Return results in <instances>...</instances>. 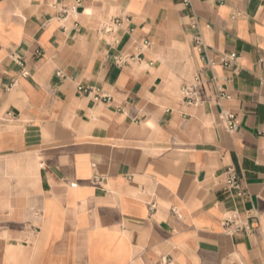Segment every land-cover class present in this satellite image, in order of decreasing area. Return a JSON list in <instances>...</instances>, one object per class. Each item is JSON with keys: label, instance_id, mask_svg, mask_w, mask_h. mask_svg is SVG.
Returning <instances> with one entry per match:
<instances>
[{"label": "crops", "instance_id": "1", "mask_svg": "<svg viewBox=\"0 0 264 264\" xmlns=\"http://www.w3.org/2000/svg\"><path fill=\"white\" fill-rule=\"evenodd\" d=\"M77 1L0 0V264H264V0Z\"/></svg>", "mask_w": 264, "mask_h": 264}, {"label": "built area", "instance_id": "2", "mask_svg": "<svg viewBox=\"0 0 264 264\" xmlns=\"http://www.w3.org/2000/svg\"><path fill=\"white\" fill-rule=\"evenodd\" d=\"M80 3L81 1L78 0L76 2V5L71 9L73 13L76 12V9L79 7ZM183 4L185 6H189L190 0H183ZM64 13H66V11ZM192 28H197L196 22L193 23ZM195 43H196L197 48H199L200 50L203 48V41L200 36L195 37ZM148 46H149V43L147 41L144 42V47L146 48ZM237 59H238V56L236 54H231L229 57L223 58L222 64L225 66H228L231 62L236 61ZM57 75L59 77H62L61 73H57ZM23 76L28 77L29 73L24 72ZM195 80L199 84V78H196ZM78 90L83 95L91 97L92 100L95 102H110L111 101L110 97L102 93L101 90L99 89H87L85 87L80 86ZM183 92L187 100V103L189 105H198L199 100H198V96H197L195 88H190V89L185 88ZM220 119L227 124V127L230 131L233 132L237 129V121H236L235 115H232L229 113H223L220 115ZM263 138H264V135H263ZM223 175H224V188L227 191L240 190L241 180L237 172V169L235 167L227 168L224 171ZM95 182H99V179H96ZM224 227H225V230L232 235H238L241 233L250 234L252 232V228L247 218L241 219V217L237 213H232L230 217L225 220ZM158 264H171V261L168 257H163Z\"/></svg>", "mask_w": 264, "mask_h": 264}, {"label": "bare ground", "instance_id": "3", "mask_svg": "<svg viewBox=\"0 0 264 264\" xmlns=\"http://www.w3.org/2000/svg\"><path fill=\"white\" fill-rule=\"evenodd\" d=\"M172 51V50H171ZM171 57V56H170ZM173 57V56H172ZM188 57V56H187ZM168 60V59H167ZM171 61V60H170ZM176 61V60H175ZM172 62V61H171ZM181 62V61H180ZM178 63V62H176ZM190 63V62H189ZM188 64V63H187ZM175 66V65H174ZM183 66V65H182ZM190 67V66H189ZM191 68V67H190ZM178 69H181V68H178ZM177 75V74H176ZM188 75V74H187ZM189 77V76H188ZM193 77V76H192ZM184 78V77H183ZM185 80V79H184ZM191 80V79H190ZM170 91V90H169Z\"/></svg>", "mask_w": 264, "mask_h": 264}]
</instances>
